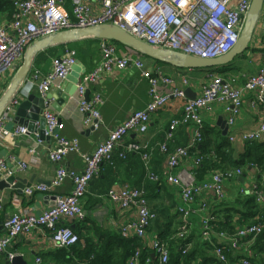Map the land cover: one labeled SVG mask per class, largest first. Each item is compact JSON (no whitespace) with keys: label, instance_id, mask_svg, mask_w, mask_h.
Wrapping results in <instances>:
<instances>
[{"label":"crops","instance_id":"crops-1","mask_svg":"<svg viewBox=\"0 0 264 264\" xmlns=\"http://www.w3.org/2000/svg\"><path fill=\"white\" fill-rule=\"evenodd\" d=\"M94 1L92 5L94 10L98 11L100 9L99 0ZM64 8L70 19L73 20V0H65ZM3 17L8 21L11 19V15L8 17L0 14V22L4 21ZM94 42H97L99 46V55L97 56L99 58L92 59L88 56L82 58L83 54H88L80 52L76 44H91ZM103 43H111L115 47L117 55L127 54L132 59L138 55L131 49H120L117 47L119 45L112 41L95 38L81 39L76 42L46 48L40 51L32 61L26 81L19 94L16 95L18 105L31 95L42 97L33 86L35 78L47 74L51 69L52 61L60 57L66 49H72L77 53L76 59L85 70V73L80 76V80L86 74L95 70L101 61L100 48ZM263 55L264 6H262L247 49L224 67L216 69H179L170 64L157 63L159 61L141 56L148 68L171 78L174 87L183 89L184 97L171 98L157 112L149 115L148 129L144 134L128 133L113 153L111 157L112 164L105 163L99 175L88 183L81 201L85 213L83 219L61 221L59 223L60 226L69 227L73 230L79 239L77 244L68 249H60L52 244L48 231L34 230L14 240L6 250L7 253L10 252L15 255L12 259L20 257L24 264H36L35 259L37 258L42 263L95 264L96 257H100L97 256V253L102 255V262L105 264H127L133 249L138 248L141 251L142 264H159L150 249V240L155 236L167 243L169 248H172V252L169 253L170 263H172L173 259L177 258L175 253H177L176 248L179 243L174 234L178 229L180 219L177 208L180 205L181 187L168 184L165 181V176L168 173L167 162L171 152L178 147L188 145L193 132L190 127H194V125H177L173 136L166 141L165 136L168 127L173 119L181 118L187 100L202 95L203 87L212 77H220L230 82L234 88L242 90L248 77L255 74L259 69L263 62ZM10 78L2 80V91L7 86ZM62 81L53 83L46 95L55 96ZM86 91H89V94L88 99L84 97L85 100L91 99L95 94L99 95L102 100V104L98 108L101 125L96 130L84 127V115L78 110L75 93L66 103L60 100L61 111H56L52 107L53 100L45 101L50 111L61 120L63 129L59 134L68 140H76L77 142L78 151L68 154L63 161V165L67 170L76 173L82 172L85 168L84 156L91 154L95 147L106 138L107 134L127 119L133 111L144 110L150 99L148 80L142 77V71L135 69L131 64H127L125 69L100 74L95 82L87 85ZM29 112V110H25L26 115ZM14 113L15 110L10 113L4 123V128L10 132L18 127L14 119ZM200 116L203 127L202 136L205 138L197 146L196 151L198 153L191 151L189 153L190 158L173 171L176 175L182 172H191L194 168L193 159L195 156L202 155L204 151L212 154L215 146L222 145V143H226L224 151H230L229 158L234 163H237L245 155L247 146L264 144V140L252 142V144L248 143L250 145L229 140L230 136L238 137L242 133L255 129L263 120L261 103L257 100L255 93L243 92L241 109L232 125L227 123L226 105L217 102L211 103L202 110ZM35 126L38 128L39 124ZM221 127L227 128L223 130ZM38 138H40L38 133L0 138V157L4 159L10 172L6 178L14 177L23 182L25 188L39 183L50 184L54 177L55 166L49 162L47 153L51 147L55 146V140L52 138L45 141ZM127 143H135L140 147L126 153L124 158H120L118 154ZM206 144L207 147H204ZM162 145L166 146V150L162 149ZM201 146L202 150L200 151ZM252 148L257 152L259 151V148L255 145H252ZM18 163L20 165L25 164V168L20 169ZM242 168L246 169L242 176L244 177L243 181L237 179L225 183V202L224 200L223 203L217 201L209 194L206 196L210 214V210L213 211L219 203L222 204L221 207L224 206L232 210L229 215L223 216L220 214L219 221L216 213L215 218L217 220H215L220 227L227 228L233 225L236 232L238 229L256 221V216L259 213L258 206H260L255 201L258 210L248 211L246 207L243 208L236 201L240 197L253 196L250 188L256 182L259 184L258 190H260V186L264 188V181L257 180L259 169H252L248 165ZM210 173L207 174L208 176L205 179L209 177ZM72 189L73 182L69 178H66L61 185L52 188L49 192L35 191L31 195H26L22 192L23 190L20 192L12 188L1 189L0 236L5 232L4 224L10 215L18 212L38 215L52 207L55 198L69 195ZM123 189L141 191L146 199L148 209L155 214V218L146 230L144 239L134 235L126 237L121 235V226L130 221H135L137 218L135 209L123 210L108 194L110 191L119 192ZM260 193L264 197L262 190ZM191 208L192 214L189 220L191 228L188 232L189 236L187 234L190 243L187 244L190 246L189 253L192 252V254H189V260L186 264H191L192 260L197 261L195 264H234L242 258H248L252 264H264V234L256 238L239 239V245L236 249H233L230 241L227 240L229 235L218 238L217 232L212 234L210 242H206L199 235L201 230L200 218L203 217V214L198 211L196 204H193ZM253 211L254 215L251 216ZM203 242L211 245L213 251L208 250ZM196 246L198 250L194 251ZM217 246H222L224 249L225 263H219L215 257L214 250ZM6 254L0 255V264H11L9 262L12 259H8ZM203 254L206 258H203ZM147 258L149 261H146Z\"/></svg>","mask_w":264,"mask_h":264},{"label":"built area","instance_id":"built-area-1","mask_svg":"<svg viewBox=\"0 0 264 264\" xmlns=\"http://www.w3.org/2000/svg\"><path fill=\"white\" fill-rule=\"evenodd\" d=\"M94 0H73V20L66 12L65 0H13L11 19L0 22V94L2 92V80L9 79L22 61L25 48L34 40L60 31L91 28L104 24L116 25L129 35L154 48L179 52L185 55L201 59H214L228 53L236 44L243 21L249 10L251 0H99L100 9L94 10ZM264 6V0L262 1ZM101 61L92 72L86 74L78 83L75 94L78 101V110L84 115L83 124L86 129H98L101 125V117L98 111L102 100L95 94L91 99L85 100L84 93L88 84L95 82L102 73H111L114 70L125 69L131 64L135 69L142 71V77L149 83V102L144 110L133 111L122 123L114 127L100 142L93 152L85 155L83 160L85 168L82 172L67 170L63 161L65 157L78 151L76 140H68L59 132L63 125L60 118L50 111L45 103L41 118L44 120V137L55 140V146L48 150L47 158L55 166L54 177L49 186L44 183L32 185L23 189L26 195L35 191L49 192L58 187L66 178L73 182L70 194L55 198L52 207L35 215L32 213L18 212L10 215L4 224L5 232L0 236V255L6 254L8 247L19 236L28 234L34 230H44L50 233L52 244L60 249H68L78 243V236L69 227L59 225L61 221L82 220L84 210L81 206L82 198L88 183L99 175L105 163L112 164L111 157L120 142L130 132L139 135L148 129L149 115L157 112L171 98L184 97L183 89L173 86V80L163 76L158 71L148 68L142 57L138 54L132 59L127 54H116V49L111 43L101 45ZM77 53L72 49H66L63 54L54 59L50 71L42 76H37L33 86L44 97L53 83L62 81L68 75L70 68L76 63ZM264 57V55H263ZM255 93L261 103L264 115V58L257 72L250 75L242 90L234 88L230 82L220 78L212 79L203 87L202 95L187 100L183 107L180 119H173L166 133V141L173 136L176 126L179 124H192V135L186 147H178L170 153L167 167L168 173L165 181L168 184L181 187L179 195L180 205L177 212L180 215L179 226L175 238L183 240L187 236L191 224L192 205L196 204L198 211L203 214L200 218V237L211 241L215 232L213 217L209 213V205L206 196L212 195L215 200L225 199L224 186L226 182L235 181L242 177L241 168H232L225 171L215 170L202 182H195L192 171L182 172L178 175L173 171L189 159L191 151L198 153L197 146L202 142V119L200 112L211 103L217 102L226 105L228 112L227 123L232 125L242 104V94ZM18 106L16 97L10 101L5 113L0 119V138L6 136L27 135L26 128L18 126L12 132L4 128L5 120ZM40 139V138H38ZM231 142L248 144L264 140V116L258 126L238 137L230 136ZM140 146L135 143H127L119 152V157L124 158L126 153L137 150ZM166 150V146H161ZM215 158L214 156H212ZM202 162L200 154L193 159L194 168ZM25 168V164L20 165ZM10 172L4 159L0 157V179H5ZM156 178V177H154ZM255 201L260 205L255 224H250L237 230L234 236L228 237L231 247H238L239 239L247 237L256 238L264 233V197L253 185L251 188ZM109 196L119 204L123 210L135 209L137 218L121 226V235H134L144 239L147 228L155 218L148 207L143 193L137 189H123L119 192L110 191ZM1 208V207H0ZM224 233H218V238H224ZM150 249L157 258L159 264L169 261L167 244L158 237L150 240ZM190 246L180 248L181 261L189 252ZM219 263L226 262V255L222 246L214 250ZM7 258L15 255L7 253ZM141 261V251L133 249L127 264H138ZM146 261H149L147 258ZM36 264L42 263L39 258ZM234 264H252L248 258H242Z\"/></svg>","mask_w":264,"mask_h":264},{"label":"water","instance_id":"water-1","mask_svg":"<svg viewBox=\"0 0 264 264\" xmlns=\"http://www.w3.org/2000/svg\"><path fill=\"white\" fill-rule=\"evenodd\" d=\"M262 1L263 0H251L249 10L245 16L239 38L235 46L225 55L214 59H201L179 52L154 48L132 37L118 26L109 24L85 29L60 31L34 40L25 48L20 65L16 68L7 86L0 94V119L5 113L10 101L13 100L21 91L22 86L30 72L32 61L40 51L46 48L76 42L81 39L95 38L98 40L115 42L125 48L133 50L140 56L167 63L179 69H216L226 66L247 49L248 44L252 39L257 19L262 10ZM84 73L85 70L83 69L82 64L76 61V63L70 68L68 75L61 82L60 89L55 96L46 95L42 98L31 95L24 101H21L15 108L14 113V119L18 126L26 128L28 133H38L41 140L49 141L48 137H44L45 123L41 118L42 111L45 108V101L53 100L52 107L56 111H61L62 107L60 102L62 101L63 103H66L70 100L76 91L77 85L80 81V76ZM88 94L89 91H86L84 95L85 99H88ZM192 98L193 97H191V99ZM25 110L30 111L28 115L25 114ZM36 124H39L38 128L35 126ZM221 128L226 130L227 127ZM238 179L243 181L244 177H239ZM46 185L49 186V183ZM5 188L17 189L21 192L25 188V184L14 177L0 179V190ZM9 263L24 264V261L20 257H16Z\"/></svg>","mask_w":264,"mask_h":264},{"label":"trees","instance_id":"trees-1","mask_svg":"<svg viewBox=\"0 0 264 264\" xmlns=\"http://www.w3.org/2000/svg\"><path fill=\"white\" fill-rule=\"evenodd\" d=\"M12 1L13 0H0V14H1V16L7 15L8 17H10V15L13 12ZM120 47H122V46H120ZM202 135H203V133H202ZM204 138L205 137L203 136V139ZM225 144L226 143H222V145L215 146V149H214L212 154H210V152H206V151H204L203 154L200 152L202 154L201 155L202 156V162L199 166L193 168V170H192L195 182L199 183V182L206 180L205 178H206V176H208L207 174H209L210 172L212 173L215 170L225 171V170L232 169V168H241L243 170V173H242V175H243L245 173L246 169H244L242 167L245 165L250 166L252 169L253 168L259 169V174H258L257 180L258 181H261V180L264 181V144H252V143H250V144L255 145L256 147L259 148L258 152L252 148V145L245 144V145H250V146L246 147L245 155L240 160H238L237 163H234L230 160V158H229L230 151L229 150L226 152L224 151L225 150L224 149ZM204 147H207V144ZM201 150H202V146H201L200 151ZM212 156H214L215 158H213ZM233 165H236V166L232 167V168L229 167V166H233ZM103 166H102V168H103ZM256 184H255V186L257 187V190H258L259 184L257 182H256ZM261 190L264 192V188H262L260 186V190H258V191L261 192ZM221 202L223 203V201H221ZM224 202H225V200H224ZM236 202L238 204H241L243 206V208L246 207L248 209V211H251L254 209L258 210L257 205L254 203L255 202V196L254 195L253 196H247V197H240L239 200H237ZM221 206H222V204L219 203V205L214 207L213 211H212V209L210 210L211 215L213 217V223L212 224L214 225V231L217 233H224L225 235H229V237H232L236 233L233 225H232V227L225 228L222 226L220 227L219 224L218 225L216 224V220L218 219V221H219V215L220 214L225 216V215H229L230 212L232 211L231 209H229L227 207H224V206L221 207ZM216 213H217V219L215 218ZM251 214H252L251 216H253L254 211L251 212ZM228 223H230V221H228ZM252 224H255V221ZM178 226H179V223H178ZM176 232H177V230L175 231V234H176ZM262 234H264V233H262ZM188 236H189V234H188ZM188 236L185 237V239H183V240H178L179 243H178V246L176 248L177 253H175L177 255V258H174L172 263H170L171 257L169 256V261L166 264H179L180 263V261H181L180 248H183L184 245H187V243H190ZM203 243L206 245L208 250L213 251V247L211 245H208L205 242H203ZM167 246H168V244H167ZM168 248H169V246H168ZM197 250H198V247L196 246L194 248V251H197ZM168 251H169V253H171L172 248H169ZM189 254H192V252H190V253L188 252L186 254L185 258L183 259V262L185 264L189 260L188 259ZM97 256H100V257H96L95 264H105L104 262H102V259H103L102 255L97 253ZM192 257H194V255H192ZM203 258H206L204 254H203ZM142 260L143 259H142V255H141V261H140L141 263L139 262L140 264L143 263ZM191 260H192V258H191ZM196 262L197 261L192 260L190 263L195 264Z\"/></svg>","mask_w":264,"mask_h":264},{"label":"rangeland","instance_id":"rangeland-1","mask_svg":"<svg viewBox=\"0 0 264 264\" xmlns=\"http://www.w3.org/2000/svg\"><path fill=\"white\" fill-rule=\"evenodd\" d=\"M117 45H119V44H117ZM76 46L79 48L80 52L88 54V55H84L83 54L82 58H84L86 56L91 57L92 59H96V58L98 59L99 58V57H97L99 55V46H98L97 42H94V43H91V44L77 43ZM120 46H122V45H120ZM120 46H117V47H119L120 49L125 48L124 46H122V47H120ZM144 58H147V57H144ZM157 63H160V62H157ZM200 233H201V230H200Z\"/></svg>","mask_w":264,"mask_h":264}]
</instances>
